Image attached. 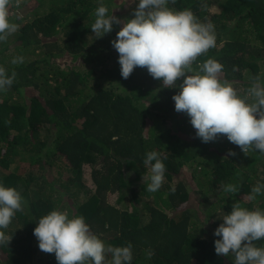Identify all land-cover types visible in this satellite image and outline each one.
<instances>
[{
	"label": "trees",
	"instance_id": "obj_1",
	"mask_svg": "<svg viewBox=\"0 0 264 264\" xmlns=\"http://www.w3.org/2000/svg\"><path fill=\"white\" fill-rule=\"evenodd\" d=\"M21 1L10 6L19 30L0 42V66L17 74L0 92V185L16 188L27 203L4 230L12 239L0 245V264H58L33 234L52 210L83 216L106 246L131 244V264H234L231 254H216L214 230L235 202L264 210V194L250 199L264 184V154H245L223 135L202 142L190 117L175 111L178 87H162L141 67L121 76L111 43L121 24L100 38L91 29L101 4L118 17L117 0H36L48 9L34 10L32 19ZM127 1L134 8L139 2L121 3ZM168 7L214 25L216 46L194 69L217 60L221 81L241 96L254 77L264 85V0H169ZM16 57L23 63L13 65ZM67 57L82 65L66 64ZM29 87L36 93L29 96ZM150 151L161 154L166 169L154 193L143 163ZM227 184L239 192L225 193ZM114 191L116 203L109 201Z\"/></svg>",
	"mask_w": 264,
	"mask_h": 264
},
{
	"label": "clouds",
	"instance_id": "obj_2",
	"mask_svg": "<svg viewBox=\"0 0 264 264\" xmlns=\"http://www.w3.org/2000/svg\"><path fill=\"white\" fill-rule=\"evenodd\" d=\"M174 2V0H173ZM21 0H0V42L19 30L10 19V6L19 7ZM169 0H139L132 18L123 22L109 15V9L101 4L95 10L91 25L96 38L120 25L116 38L111 42L119 54L121 76L128 79L134 68H146L162 87H178L172 99L175 111L186 113L202 142L226 136L247 154L250 150L264 154V85L254 77L251 87L243 96L227 80L221 81L223 65L209 58L197 64V58L216 46L214 25L201 22L190 10L177 11L168 7ZM18 18V17H17ZM13 65L23 63V57L14 58ZM16 72L11 75L0 66V92H6L14 83ZM183 78L182 83L177 81ZM229 154L236 153L229 150ZM154 161V163H153ZM150 165L147 191H158L164 182L165 164L157 151L147 152L143 161ZM225 193L237 194L239 186H223ZM174 192L175 189L173 188ZM250 199L264 194V184L255 185ZM27 202L14 187L0 185V245H8L12 236L5 229L16 212H23ZM214 235L217 255L233 257L234 264H264V246L255 242L264 240V210H249L239 202L232 205L231 212L224 215ZM39 249L54 253L58 264H131L132 245H105L91 232L83 216L69 218L67 212L52 210L38 220L34 229ZM110 254L111 259L107 257ZM152 250H146L151 259Z\"/></svg>",
	"mask_w": 264,
	"mask_h": 264
},
{
	"label": "rangeland",
	"instance_id": "obj_3",
	"mask_svg": "<svg viewBox=\"0 0 264 264\" xmlns=\"http://www.w3.org/2000/svg\"><path fill=\"white\" fill-rule=\"evenodd\" d=\"M22 2V1H21ZM122 0H117L115 3V6H114V10L115 12H119L118 14V18L121 19V21L123 22L124 20L126 19H129V18H132V15H133V10L135 9L133 5H131V3L128 1L125 2V4H122L121 3ZM48 9V5L46 6H39L36 2V0H27V2H25V4L22 6V13L24 14H28L29 17L28 19H32L34 15H32L31 13L35 10V11H38L40 13V15ZM114 14V13H113ZM121 26H122V23H121ZM115 53L117 54L118 52L115 50ZM66 64H70V65H82V61L81 59H72L71 57H67L66 58ZM92 65V64H91ZM90 65V66H91ZM34 93H36V90L34 88H28V95L31 96V94L33 95ZM53 173V172H52ZM89 171H87V174H86V178L89 179V185L90 187L92 188H95L94 186V182L91 178V176L89 175ZM117 198H118V191H114L113 193H110L109 195V201L112 202V203H116L117 201Z\"/></svg>",
	"mask_w": 264,
	"mask_h": 264
}]
</instances>
